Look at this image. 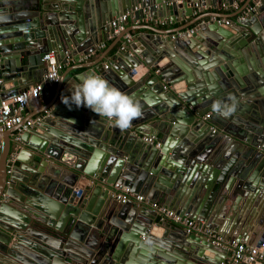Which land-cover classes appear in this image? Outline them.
I'll use <instances>...</instances> for the list:
<instances>
[{
    "label": "water",
    "instance_id": "95a60500",
    "mask_svg": "<svg viewBox=\"0 0 264 264\" xmlns=\"http://www.w3.org/2000/svg\"><path fill=\"white\" fill-rule=\"evenodd\" d=\"M206 1L209 6L224 0H0V102L35 84H42L39 97L45 101L43 55L52 52L63 63L76 51H94L100 34H112L109 23L122 15L126 23L146 15L175 23L179 12L191 17L195 5ZM255 1V10L225 28L213 21L198 24L190 37L144 33L126 43L125 33L119 37L122 48L111 66L96 63L92 74L141 102L144 115L129 129L119 130L87 107L69 109L58 89L39 112L49 115L18 140L9 137L14 131L3 133L8 138L0 147V264H15L11 257L18 264L229 262L231 251L211 239L161 227L150 208L119 204L111 195L128 190L151 202L160 198L167 209L214 232L213 208L225 202L221 196L227 200L225 193L247 190L264 199V0ZM254 50L260 62L244 64L257 57ZM148 69L153 70L141 76ZM229 95L236 98V116H218L212 104L230 102ZM239 144L251 156L245 164L236 160ZM48 163L51 174L42 175ZM254 205L259 213L249 228L264 256V203ZM226 231L222 225L218 233L225 240ZM247 240L245 233L236 239Z\"/></svg>",
    "mask_w": 264,
    "mask_h": 264
},
{
    "label": "crops",
    "instance_id": "0c3cea01",
    "mask_svg": "<svg viewBox=\"0 0 264 264\" xmlns=\"http://www.w3.org/2000/svg\"><path fill=\"white\" fill-rule=\"evenodd\" d=\"M256 7H257V3L255 0H254V3H253V0H224L222 1L221 4L214 2L213 4L209 6L207 5V1H206L204 5L200 6V8L194 9L193 15L191 17L182 18L181 17L182 14L181 12H179L178 19L175 23H172L169 19H165V17H162L159 19V21L161 20L165 21L164 25H160L159 21L155 23L153 21H148L144 19V20H139L137 22H133V20L130 19L129 22H127L125 25L124 32L119 33L118 35H115L112 37L107 36V35L102 36V34H100L98 38L99 42L97 45L94 46V51L87 53V54H84L83 51H79V52L76 51V55H73V56L71 55L70 58H66V61L61 63L62 64V68L60 70V80L61 81H59L58 83L52 86H48L49 91L44 94L45 101L41 100L40 97L37 99V101H30V103L27 105V107L25 108L22 114L23 120L27 121L30 119H34L36 117H40V116L43 117V115L44 116L49 115L48 110L46 112H43L42 115L39 114V112L53 103L58 89H60V91H62V93L65 96H69V92L71 93L74 87L81 83L80 81L82 80L83 76L93 72L94 64L99 63L102 67H104L105 65L111 66L112 59L115 58L119 49L122 48V45L117 41L123 33H129L132 36L131 38L132 41L134 40V38H136L137 36L141 34L143 35L144 33H150L152 35H156L157 33H160V34L162 33V36H161L162 38H166L167 35L173 36L174 34H177L178 37H182L188 31L190 30L194 31L197 25L203 22L211 23L213 21H218L221 24H223L221 21L227 20L230 22V25H232L233 22H236L240 20L241 18L247 16L251 11L255 10ZM179 8H182V6H179ZM221 26L224 28L227 27L224 25H221ZM123 41H124V37H123ZM140 49H142V46L140 47ZM247 57L250 59L249 55ZM163 62L164 61H162L161 63L163 64ZM255 63L256 62L254 59L247 61V63L244 62V64L251 65L252 67H254ZM253 69L255 71V68ZM152 70L153 69L141 70L142 72L141 76L144 75L146 71L148 73V72H151ZM117 72L121 75H124L122 68L117 70ZM141 76L139 75L138 78ZM1 79L2 77L0 76V80ZM182 86H183L182 88H185L183 83H182ZM58 100L56 101V103L59 102ZM234 115L235 114L233 113V116ZM245 115L247 117V122L249 123V125L255 126L253 121H255L256 118L253 116V113L247 112V114ZM240 118L243 119V116H240ZM152 134H156V131H153ZM9 137L13 139V134H10ZM7 138H8L7 134L0 133V147L2 146L3 143L7 142ZM231 142L232 141H221V143L226 145L225 147H230L232 145L230 144ZM237 146H238V143L236 147L231 149L230 156L234 157L233 153H235ZM228 149L230 150V148ZM239 149H241L242 152L240 153V156L236 158V160L237 162L241 161L242 163L245 164L247 163L248 160L251 159V156L249 155V153L246 154L245 150H243V147L240 144H239ZM8 159L9 161L14 160L12 155ZM28 161L29 162L31 161L30 154H29ZM29 166L30 165L28 164V167ZM182 166H184L183 161H182ZM50 169H51L50 163H48L47 166L43 167L41 174L42 175L43 173L45 175L51 174ZM258 180L261 181L260 175H257V181ZM237 181L238 180H235V182L232 184V187L236 186ZM169 182L171 181L169 180ZM258 185H261V184L259 183ZM257 190L260 191L258 188ZM241 192L242 193H236L235 195H230V194L225 193L227 196V200L222 199V196H221L219 200L221 199V200H224L225 202L215 203L213 212H215L216 214L215 224L218 226L217 230H219V231H216V233L220 234V228H222V225L223 227L227 228L226 234L222 235L223 238H226V240L236 241L237 238L241 237L242 234L245 233L248 240L247 242L245 241H242V242H244L249 248H254L256 239L255 237L252 236V229H250L249 227L255 226V216L257 217L259 213L258 207L254 205L255 202H258L261 205L262 203H264V199L259 198L257 195H255V193L248 192L247 190H241ZM116 193L118 192H115L113 194H116ZM249 194H251V196H249ZM142 196H144V198L150 203H157L165 207L163 201L160 198L158 199V201L151 202V200L146 194L145 195L143 194ZM228 203L235 204L236 210L231 211V209H229L228 207L229 206ZM135 205H137L136 207L138 208H144V207L149 208V205L146 203H141V204L135 203ZM154 219H155V223L158 224V219L156 216L154 217ZM166 224L172 225L170 223H164L160 225L161 227H165L164 225ZM163 229L165 230V228ZM9 260L15 264H18L15 261V258L11 257L9 258Z\"/></svg>",
    "mask_w": 264,
    "mask_h": 264
},
{
    "label": "built area",
    "instance_id": "2783aa9c",
    "mask_svg": "<svg viewBox=\"0 0 264 264\" xmlns=\"http://www.w3.org/2000/svg\"><path fill=\"white\" fill-rule=\"evenodd\" d=\"M196 8H200L199 5H195ZM158 8V6H155ZM136 10H142L146 13L145 8L136 7ZM153 21L148 15L146 19ZM127 21V15H122L109 23V27L113 29V33L108 36H115L119 33L124 32ZM159 21H154L155 23ZM160 25H164L165 21H159ZM218 22V21H217ZM223 24L218 22L220 25L228 26L230 22L225 20L221 21ZM193 30L188 31L182 37H189ZM132 36L129 33L124 34V43L131 41ZM42 60L46 65V74L44 81L48 86H52L58 83L60 80V70L62 68L61 62L57 61V57L54 53L49 52L43 55ZM105 68L108 65L104 66ZM42 90V84H35L29 87L27 90L19 93L17 96L0 102V133L6 131H14L13 139L18 140L23 131L32 127L34 123L41 120L40 117L30 119L27 121L23 120V112L30 101H37ZM147 141H151L148 139ZM115 200L119 204H126L133 202L134 204L146 203L149 208L155 213L158 219V224L170 223L175 227L183 229L187 234H194L197 236L206 237L211 239L212 243L220 246L221 248L228 249L231 251V258L227 264H239L242 260L247 259L251 264H264V256L260 253L257 248H249L244 242H237L235 240L222 239L216 232L206 228L202 223L196 222L188 217L180 216L174 211L169 210L157 203L148 202L144 196L139 194H132L128 190L112 194Z\"/></svg>",
    "mask_w": 264,
    "mask_h": 264
},
{
    "label": "clouds",
    "instance_id": "9594fccd",
    "mask_svg": "<svg viewBox=\"0 0 264 264\" xmlns=\"http://www.w3.org/2000/svg\"><path fill=\"white\" fill-rule=\"evenodd\" d=\"M228 101L230 102L215 101L212 111L227 118L237 107L235 97L229 95ZM61 102L69 109L73 104L77 108L87 107L97 116L112 121L113 126L121 131L129 129L134 120L141 119L144 115L140 101L111 85L104 77L92 73L83 76L81 83L74 87L70 96H61Z\"/></svg>",
    "mask_w": 264,
    "mask_h": 264
},
{
    "label": "flooded vegetation",
    "instance_id": "af4514ba",
    "mask_svg": "<svg viewBox=\"0 0 264 264\" xmlns=\"http://www.w3.org/2000/svg\"><path fill=\"white\" fill-rule=\"evenodd\" d=\"M138 7H140V6H138ZM251 54H252V56H254V55H257V52L254 50V51L251 52ZM252 59H254L256 63H259L260 62V59H259V56L258 55H257V57L255 56Z\"/></svg>",
    "mask_w": 264,
    "mask_h": 264
}]
</instances>
